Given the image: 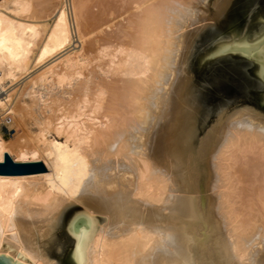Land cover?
I'll list each match as a JSON object with an SVG mask.
<instances>
[{
    "label": "bare ground",
    "instance_id": "obj_1",
    "mask_svg": "<svg viewBox=\"0 0 264 264\" xmlns=\"http://www.w3.org/2000/svg\"><path fill=\"white\" fill-rule=\"evenodd\" d=\"M43 1L36 3L43 13L58 2ZM70 1L75 23L67 20L64 0L50 10L52 23L35 56V65L44 64L33 76L26 74L39 26L29 18L31 0L0 3V121L13 114L27 131L10 146L0 134V160L3 151L16 150L18 156L8 154L12 160H42L45 167L0 174V253L56 264L40 252L45 220L67 198L105 215L84 247L82 264H264V117L254 108L222 117L226 129L215 176L223 189L206 218L192 181L193 201L181 204L189 215L175 217L179 212L164 207L168 180L176 179L178 113L193 133L205 120L190 80L193 42L205 21L220 22L231 0H190L188 8L179 0ZM94 3L101 9L91 13ZM47 10L36 13L46 17ZM82 26L101 32L85 40ZM22 76L14 98L8 89ZM153 129L168 144L163 159L154 160L162 163L160 171L137 146ZM205 230L213 236L209 246L198 235Z\"/></svg>",
    "mask_w": 264,
    "mask_h": 264
},
{
    "label": "rangeland",
    "instance_id": "obj_2",
    "mask_svg": "<svg viewBox=\"0 0 264 264\" xmlns=\"http://www.w3.org/2000/svg\"><path fill=\"white\" fill-rule=\"evenodd\" d=\"M2 1L4 2L6 0H0V3H2ZM32 1H33V3H32ZM40 1H42V5H43L44 1L43 0H40ZM40 1H38V2L40 3ZM57 1L58 2H56V1L55 2H56V4H58L57 6H59L61 0H57ZM64 1L66 3L65 8L67 9V11L69 10L68 12L65 10L67 20L68 21L71 20V22H72V21H74V19H73V16L71 15L72 9H70L71 4L69 3L71 1L70 0H64ZM184 1L185 0H179L180 3L182 2L181 3L182 5H184V6L186 5L185 8H188L191 4V1H193V0H191V1L186 0L185 1V2H188L189 4L185 3ZM38 2H36V0L35 1L31 0V2H30V4H32V5H31V9H30L29 13L32 14L31 17H33L34 19H32L30 16H29V18L31 21L34 20L33 21L34 23L36 20L38 21V22L36 21V23L39 26V34H38V37L36 39L35 44L32 47L33 49L31 50L32 52L30 53V58L28 60V64L31 65V63H32V65H33V66H30L31 68L30 67L28 68L29 70L26 74L28 76H31L32 74L37 72L43 66L42 64H44V62H43V63L35 65V63H36L35 56L37 54L38 47L41 44V42L45 36L47 28L52 23V18H51V17H53V15H52L53 10L52 9L54 8V12L56 11L55 10L56 4L54 5V3L52 2L54 7L50 8L48 10L46 9L48 12L47 14L48 15L51 14V15H49V16L46 15V17H45L44 15L40 14V13H43V11L40 12V8L42 7L41 5H40L41 7L39 6V4L36 5V3H38ZM75 2H77V1H75ZM97 5L98 4H95V5L91 4L89 6V10L91 13L99 12L98 10H100L101 7L99 6V9H98ZM37 6H39L40 8ZM36 8H39V9H36ZM263 9H264V0H231L226 11L224 12L223 16L221 17L222 19L220 20V22L216 23L215 20L208 19L207 21L204 22L205 24H207L205 29L202 30L201 32L197 33V36L195 37V40L193 42L192 51H191V57H190V68H189L190 80L192 81L194 94L197 96L199 103H200L199 104L200 107H198L197 113L199 112L200 113L199 116H201V117L203 116V119L205 118V120H204V122L201 121L199 123V124H201L200 125L201 128L200 129L198 128V131L196 129V132L194 131L195 133H193V131L191 132V130L186 129L188 126L186 116L182 113H180V114L178 113V120L179 119L180 120L178 123L177 132L178 133L180 132L182 136L180 135L181 137H178L173 143L174 144L173 145L174 146V153H175V155L178 154L176 156L177 161L175 162L176 163L175 164V166H176V170H175L176 177L175 178L176 179L169 178L168 185L166 188V193H165L166 195H164L166 197V199L168 200V203L164 204V207L169 206V207L173 208L175 211H177V213L179 212L178 215L175 213L174 216L176 215L177 217L178 216L185 217L183 215H186V216L189 215V214L183 213V209H182L181 204H182V201L187 197L193 201V199H192L193 192L191 191L193 188H191V190L189 188V186H190L189 184L191 183V181L194 182L195 189H196L195 194L197 193L196 194L197 198L200 201L199 202L201 205L200 210L202 211L203 208L205 207L204 208L205 212H203L204 213L203 219L206 218V215L208 214L209 209H211V210L213 209L212 202L214 204V202H215L214 197H216L218 192L223 189L222 187H220V182H217V179L215 176L217 173L216 172L217 171L216 170V164H217L216 153H217L218 143L220 142L219 138L221 139V137L223 136L222 133L224 132V129H226V128H224L222 117H224L225 115L228 116V114H231V112H234L235 110H237L238 108H242L243 106H249V107L254 108L255 111H258V116H260L261 118L264 117V98L262 99V102L260 105H254L252 102H248V101L243 100V98L247 97V95H248V92H246V89H248V87L251 86V82L249 80V76L247 75L246 71L236 63L237 60L235 58H233L232 56H231L232 58L229 57L227 59H222L221 57H225L228 55L226 50L207 52V50L219 49L227 40L256 38V37H259L260 35H262L264 33V24H263L264 22L261 20V17H262L261 15L263 14ZM34 10H35V12H32ZM46 10H44V11L46 12ZM50 10H52V11L50 12ZM175 10L177 12H181V11H183V7L178 6ZM36 11H37V13H38V11L40 13L37 14ZM45 12L43 14H46ZM54 12H53V14H54ZM260 12H262V13L260 14ZM38 15L39 16L41 15V16L39 17ZM42 16H44V17L41 19ZM48 17H50V18H48ZM175 17L177 19H180L178 14H176ZM197 17L198 16H193V19H195ZM29 18L27 17V19H29ZM44 18H47V19L45 20ZM118 19L121 20V18H118ZM80 22H81V24L83 23L82 19L80 20ZM72 23H75V21ZM245 23L248 24L247 28H245V26H244L243 28H241V30H239L238 28H240V26L245 24ZM113 24H114V22H113ZM255 24L256 25L258 24V26L251 29L250 27L254 26ZM83 25H85V23ZM198 25H201V23H198ZM84 27L85 26H82L81 34L86 35V36H84L85 40L89 39V37H91V36L92 37L95 36L94 33L95 32L98 33V30L100 31V29H96V31H94V32L93 31L88 32L89 29L87 30ZM79 28H80V26H79ZM103 28H101V30H103ZM191 28H192V26H191ZM92 29H94V28H92ZM255 29H257V31ZM85 32L88 34V36ZM180 32L181 31H179L178 33H180ZM75 38L76 37H74V39ZM74 43L77 45L78 41H74L73 43L70 42L69 47L70 46L71 47L62 53H65L68 50L72 49L74 46L73 45ZM88 46L91 47V45H88ZM85 47H86V43H85ZM61 54H59V55H61ZM66 54H68V53H66ZM66 54H64V56ZM229 55H232V54H229ZM56 57H58V56H55V58ZM55 58H52V59H55ZM28 76H26V77L28 78ZM24 79L25 78H23V76L19 77L17 79V81H14V85H11L9 87V89H8L9 92H11V90H12V93L13 94L15 93L14 95L11 94L12 96H14V98L17 96V94H16L15 89L13 90L12 88H17L19 85H21V83L24 82L23 81ZM248 90H250V89H248ZM262 92L264 93V89ZM14 98L12 101H14ZM195 100H196V98H195ZM190 103L192 104L193 102L191 101ZM206 106L211 107V111H210V109H208V113H210L209 115L205 114V112L207 110ZM197 113H196V115L198 116ZM181 116H183L185 118H183ZM8 117H9V120H8V123L6 126L3 124H0V134L3 138V140H5V143L7 144V142H8L11 145V142H15L16 139L17 140L20 139L19 136L24 135V134H26L25 136H27V131L15 124L13 114L8 115ZM10 118H12V119H10ZM0 122H3V121H0ZM182 123H183V125H182ZM220 123L222 126L220 125ZM202 124H203V126H202ZM211 126L214 130H212ZM180 127L181 128L183 127V129H181ZM244 127L247 129H245ZM244 127L243 128L246 131L249 130V128L246 127L245 125H244ZM180 129H181V131H179ZM209 130H211V131H209ZM155 131L156 130L153 129L151 131V133L150 132L148 133V136L145 135V138L142 141V144L140 141L139 144L137 143V146H139V147L142 146L146 150L147 154L150 153V155H147L148 156L147 161L149 160L148 162H150L152 160V162H150V164L152 163L151 166L154 163H155L154 164L155 166H158V167L152 166V168L154 167L155 169L160 171L162 169V163L160 166V164L157 165L155 161L156 160L160 161L163 159L162 152L165 151L166 145H168V144H166L167 142L165 141V139L157 138L158 135H160V134L155 133ZM206 131H207V133H206ZM221 131H223V132H221ZM190 134H192L194 137L196 136V138H193V136ZM208 134H210V136H208ZM220 135H222V136H220ZM184 136L188 139V143H187V139ZM189 136L192 137V138H190L191 140H189ZM207 138H209V139H207ZM205 140H207V141L205 142ZM192 142L194 143L193 145H192ZM7 145H9V144H7ZM184 145L185 146L189 145V146L185 147ZM185 149H187V150H185ZM195 149H196V151H195ZM17 153L18 152H16V150H15V152L13 151L11 154L10 153H8V154L13 158V157H16ZM173 180H174V182H173ZM172 183H174V184L176 183L177 185L175 184V185H173L174 186L173 187ZM218 185H219V187H218ZM169 187H170V189H169ZM190 192H192V193H190ZM210 196H211V198L213 197V199H211ZM207 201H209V202L207 203ZM211 205H212V207H211ZM207 208H208V210H207ZM206 210H207V212H206ZM182 217H181V219H182ZM183 219H185V218H183ZM200 229L202 231L204 230V228H200ZM207 231L208 230H205V233H207V234L200 233L198 235H200L199 237H203L205 239V241L208 242L207 245L209 246V243H211V241H212L211 238L213 236L208 235V233L210 234V232L209 231L207 232ZM261 246H264V243ZM204 250H205L204 252H207V249H204Z\"/></svg>",
    "mask_w": 264,
    "mask_h": 264
},
{
    "label": "water",
    "instance_id": "obj_3",
    "mask_svg": "<svg viewBox=\"0 0 264 264\" xmlns=\"http://www.w3.org/2000/svg\"><path fill=\"white\" fill-rule=\"evenodd\" d=\"M263 14L261 20L264 22ZM244 26L247 28L248 24L245 23L238 29L241 30ZM257 26L258 24H255L250 28ZM223 50H226L228 55L221 58L227 59L232 56L249 76L251 86L248 87L250 90L246 89L248 95L243 100L260 105L264 98L262 92L264 89V34L256 38L227 40L219 49L207 50V52ZM206 108L205 114L209 115L208 109L211 111V107L206 106ZM43 170L45 167L42 160H12L8 153L3 151L0 174H22ZM45 221L48 232L40 252L56 264H82L84 247L97 225L103 226L105 215L89 213L66 198ZM0 264L29 263L16 252L13 258L0 253Z\"/></svg>",
    "mask_w": 264,
    "mask_h": 264
},
{
    "label": "built area",
    "instance_id": "obj_4",
    "mask_svg": "<svg viewBox=\"0 0 264 264\" xmlns=\"http://www.w3.org/2000/svg\"><path fill=\"white\" fill-rule=\"evenodd\" d=\"M8 120H9V117H8V115H6L5 116V118H4V122H0V124H3V125H7V123H8Z\"/></svg>",
    "mask_w": 264,
    "mask_h": 264
}]
</instances>
